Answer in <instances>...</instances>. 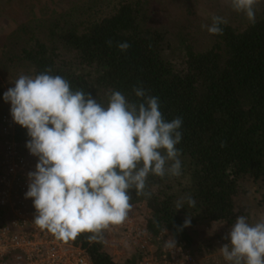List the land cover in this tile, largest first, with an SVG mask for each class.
Instances as JSON below:
<instances>
[{"label":"trees","instance_id":"16d2710c","mask_svg":"<svg viewBox=\"0 0 264 264\" xmlns=\"http://www.w3.org/2000/svg\"><path fill=\"white\" fill-rule=\"evenodd\" d=\"M149 2L125 0L97 20L52 22L47 39L30 38L19 61L33 77L51 69L73 90L83 89L105 106L111 90L135 102L134 87L143 88L159 98L166 120L182 118L176 146L181 174L149 175L145 191L151 195L138 196L133 189L131 203L151 210L150 235L166 231L190 244L188 229L199 221L235 223L246 182L264 188V6L255 24L243 29L222 24L223 34L212 35V46L197 51L188 37L159 20ZM125 41L130 47L119 50L117 44ZM14 128L10 137L26 146L27 129L16 123ZM188 196L195 206L183 199ZM178 201L183 203L179 210ZM186 218L191 225L180 230ZM106 231L103 239L91 240L85 232L71 241L92 264H117L104 249Z\"/></svg>","mask_w":264,"mask_h":264},{"label":"clouds","instance_id":"9594fccd","mask_svg":"<svg viewBox=\"0 0 264 264\" xmlns=\"http://www.w3.org/2000/svg\"><path fill=\"white\" fill-rule=\"evenodd\" d=\"M258 2L230 0L232 9L252 24ZM222 24L227 20L213 15L211 26L201 27L222 35ZM117 47L127 51L130 44ZM133 91L135 102L111 90L105 106L46 69L34 77L20 74L4 92L13 121L27 129V149L38 158L35 171L27 173L25 193L36 210L33 222L58 240H75L85 232L92 234L91 240L103 239L105 230L128 219L131 190L151 195L145 191L149 175L181 174L176 146L182 140V118L166 120L158 97L143 88ZM183 199L195 206L191 196ZM176 207L183 208L182 201ZM190 225L186 218L180 230ZM223 239L227 242L220 252L230 264H264V219L251 224L239 215ZM164 243L170 250L176 247L174 237Z\"/></svg>","mask_w":264,"mask_h":264},{"label":"rangeland","instance_id":"374dc122","mask_svg":"<svg viewBox=\"0 0 264 264\" xmlns=\"http://www.w3.org/2000/svg\"><path fill=\"white\" fill-rule=\"evenodd\" d=\"M125 0H0V90L4 94L20 74L32 76L28 65L19 61L23 46H28V40L34 38L47 39L48 28L52 22L72 20H97L113 13L115 8ZM158 12L159 20L173 33L188 37L190 44L197 51L209 49L215 42L212 34L201 25L211 26L212 16L218 15L227 20V24L236 29L245 28L250 22L242 12L234 11L230 0H144ZM264 6V0H259L255 8V18L259 16ZM62 19V20H60ZM0 94V155L3 152L4 138L14 134L15 122L10 113V102H5ZM13 120V119H12ZM22 153L30 155L26 146ZM35 158V156L33 157ZM38 161V159H37ZM0 181V193L3 185ZM244 194L237 201V207L254 224L264 219V188L261 183L253 181L244 184ZM11 189V188H10ZM15 192L14 189H12ZM10 207L0 209V224H8L14 220H29L32 226L36 210L32 199L23 200L19 204L15 194L11 193ZM152 218L151 210L146 204L132 208L128 219L119 226H112L106 231L104 249L117 264H126L129 260L136 264L144 257L143 248L147 234L148 223ZM231 226L228 223H211L199 221L189 227L191 237L187 249L194 255L197 264H230L226 261L220 247L227 241L223 239ZM165 239L158 240L152 235L153 245L161 248L166 240L171 239L168 232ZM179 240V239H176ZM184 244V240H181ZM144 250V251H143ZM146 252V251H145ZM131 263V264H132Z\"/></svg>","mask_w":264,"mask_h":264},{"label":"built area","instance_id":"2783aa9c","mask_svg":"<svg viewBox=\"0 0 264 264\" xmlns=\"http://www.w3.org/2000/svg\"><path fill=\"white\" fill-rule=\"evenodd\" d=\"M7 121L12 123L13 120ZM5 136L3 152L0 155V181L3 193H0V209L10 207L11 193L15 194L19 204L25 199L28 190L27 173L35 171L37 157L23 154V146ZM11 188V189H10ZM15 190V192L12 191ZM146 236L145 251L136 264H197L187 244L176 240V247L170 250L156 248L153 239ZM158 240H164L161 233ZM0 264H92L87 252L73 241L58 240L53 234L39 226H32L29 220H14L0 224Z\"/></svg>","mask_w":264,"mask_h":264}]
</instances>
